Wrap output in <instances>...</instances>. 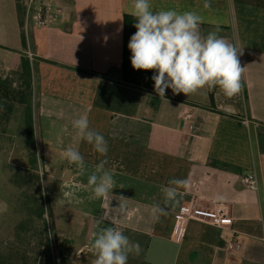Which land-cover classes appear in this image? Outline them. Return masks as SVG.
I'll use <instances>...</instances> for the list:
<instances>
[{"label": "crops", "instance_id": "obj_1", "mask_svg": "<svg viewBox=\"0 0 264 264\" xmlns=\"http://www.w3.org/2000/svg\"><path fill=\"white\" fill-rule=\"evenodd\" d=\"M36 1L53 2L58 18L24 29L16 0H0V69L16 71L22 58L33 64L34 127L46 178L56 184L49 188L53 230L70 244L62 264H91V243L105 227L139 243L140 255H129L127 264H264V0H210V9L203 7L205 0H151L156 11L196 12L203 17L202 33L219 27L220 36L243 48L244 110L219 87L189 96L171 90L163 98L127 84L123 17L130 16L132 0ZM126 70L127 77L147 78L146 70L128 63ZM184 106L187 121L181 118ZM81 115L106 139V157L76 136L72 121ZM68 147L82 154L83 173L62 158ZM104 159L115 180L113 196L91 199L88 177ZM251 171L257 191L240 182ZM173 178L188 181L177 194L255 203L257 209L235 210L229 228L169 210L157 221L151 208L162 205V186ZM119 196L128 199L126 212L113 223ZM101 215L107 219L98 224ZM233 234L246 237L239 254L224 250Z\"/></svg>", "mask_w": 264, "mask_h": 264}, {"label": "clouds", "instance_id": "obj_2", "mask_svg": "<svg viewBox=\"0 0 264 264\" xmlns=\"http://www.w3.org/2000/svg\"><path fill=\"white\" fill-rule=\"evenodd\" d=\"M203 7L210 9V0H205ZM128 15L136 20V32L128 43L131 66L135 70H155L152 80L160 97H165L166 89L185 96L214 87H219L227 97L242 91L246 67L241 66L239 57L243 48L220 36L219 27L205 35L201 31L204 22L201 15L174 9L156 11L151 0H132ZM72 128L77 137L92 146L94 152L107 156V141L90 127L87 115L74 119ZM61 156L83 173L85 161L78 148L68 147ZM107 162L106 159L101 160L88 177L91 199H107L109 194L113 196L115 180L111 170L105 169ZM187 184V180L173 178L161 190L166 200H174L177 188ZM117 200L119 206L113 209L117 213L113 223L119 215L125 214L128 199L119 196ZM151 212L157 221L168 214L167 208L159 204L153 205ZM106 219L105 215H101L97 223L103 224ZM89 250L94 256L91 264H127L129 255L139 256L141 253L139 243L131 242L116 227L101 228Z\"/></svg>", "mask_w": 264, "mask_h": 264}, {"label": "rangeland", "instance_id": "obj_3", "mask_svg": "<svg viewBox=\"0 0 264 264\" xmlns=\"http://www.w3.org/2000/svg\"><path fill=\"white\" fill-rule=\"evenodd\" d=\"M5 79L13 86L19 85L17 75L0 69V80ZM240 95L241 93L235 95L234 100L239 99L241 110H244V100ZM36 132L38 133L37 128H35ZM37 133L36 139L38 140L39 134ZM28 165L22 108L17 105L13 106L7 120L0 110V256L5 259L12 256L13 260L16 254L20 255L23 251L29 264L33 259L39 261L46 257V243H48L51 257L56 250L57 252L61 250L63 258H66L70 244L65 239H60L54 232L49 208V188H56V184L50 183L49 185L41 161L40 147L37 151L36 165L39 183L27 180L30 173L27 171ZM20 176L24 183L13 184L11 180H18ZM30 194L46 198L45 206L48 207V212L44 214V227L35 218L27 217L28 210L25 208L30 203L25 199ZM59 227L63 228L61 225ZM11 263L13 264V261Z\"/></svg>", "mask_w": 264, "mask_h": 264}, {"label": "trees", "instance_id": "obj_4", "mask_svg": "<svg viewBox=\"0 0 264 264\" xmlns=\"http://www.w3.org/2000/svg\"><path fill=\"white\" fill-rule=\"evenodd\" d=\"M16 10L18 16V22L20 28L23 26V18L25 12V0H16ZM136 20L131 16L123 17V28H124V41H123V62H122V73L124 75L125 82L129 85H132L139 89H145L151 92L154 90V81L152 76L155 73V70H146L145 73L147 78H142L139 75L133 74L126 76L125 67L128 64L131 65V51L128 48V43L131 36L136 32L134 27ZM23 36V35H22ZM130 62V63H129ZM32 71L33 64L30 65L27 58H22L19 68L16 71H13L17 75L19 80L18 86H13L8 80H0V110L3 112V117L7 120L8 115L12 112L13 106L17 105L22 108L23 114V127L25 135V145L27 148L28 154V168L27 171H30L27 176V180L32 181L33 183H39V176L36 174V165H37V151H38V142L36 139L34 120H33V81H32ZM157 94V93H156ZM171 96V89L165 90V97ZM15 185L23 184V178L20 176L18 180H11ZM46 198H42L41 195H28L26 196V202L29 201L30 205L26 206L25 209L28 210L27 217L35 218L41 226L44 227L45 219L44 214L48 212V207L45 206ZM32 203V204H31ZM46 257L36 261L31 260L29 264H58L64 263L65 258H63V252L59 250L53 253L52 257L50 255L49 244L46 243ZM25 252H21L20 255L16 254L15 259L12 260V256L7 257L6 259L3 256H0V264H28L27 259L24 256ZM11 259V260H10ZM11 261V262H10Z\"/></svg>", "mask_w": 264, "mask_h": 264}, {"label": "built area", "instance_id": "obj_5", "mask_svg": "<svg viewBox=\"0 0 264 264\" xmlns=\"http://www.w3.org/2000/svg\"><path fill=\"white\" fill-rule=\"evenodd\" d=\"M58 13V7L51 1L25 0L24 29L27 28L29 23L35 27H46L58 18ZM28 58L31 60V54L29 53ZM181 118L184 121L190 119V112L187 106L183 107ZM242 124L248 126L249 120L243 118ZM240 182L245 188L252 191H257L258 189V181L254 171L242 176ZM162 206L185 219L206 222L216 228H229L234 220L233 213L237 209H257V204L255 203L208 201L183 193L177 194L174 200H166L164 196ZM261 241L264 245V235L261 237ZM245 242V236L233 234L227 240L224 250L227 254H239Z\"/></svg>", "mask_w": 264, "mask_h": 264}, {"label": "water", "instance_id": "obj_6", "mask_svg": "<svg viewBox=\"0 0 264 264\" xmlns=\"http://www.w3.org/2000/svg\"><path fill=\"white\" fill-rule=\"evenodd\" d=\"M56 254H57V250H56ZM58 264H60V263H58Z\"/></svg>", "mask_w": 264, "mask_h": 264}]
</instances>
